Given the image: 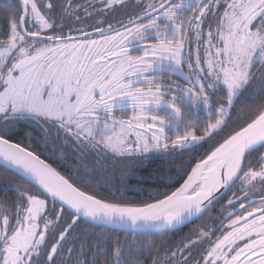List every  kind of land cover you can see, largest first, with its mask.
<instances>
[{"label":"snow or ice","instance_id":"snow-or-ice-1","mask_svg":"<svg viewBox=\"0 0 264 264\" xmlns=\"http://www.w3.org/2000/svg\"><path fill=\"white\" fill-rule=\"evenodd\" d=\"M99 3L0 0V264H264V0ZM118 10L119 28L89 25L101 39L79 27ZM24 140L85 178L211 147L133 204L82 190Z\"/></svg>","mask_w":264,"mask_h":264},{"label":"flooded vegetation","instance_id":"flooded-vegetation-1","mask_svg":"<svg viewBox=\"0 0 264 264\" xmlns=\"http://www.w3.org/2000/svg\"><path fill=\"white\" fill-rule=\"evenodd\" d=\"M99 2L96 0H83V3L80 4V7L76 10V14L82 15L84 9L90 10L91 4ZM108 15V13H105ZM104 15V16H105ZM94 17L97 18V14L94 12ZM101 17V16H100ZM87 21L91 20V17L86 18ZM99 20V19H98ZM94 24V23H92ZM87 24H80L79 27L85 31H89L93 33V38L101 39L99 33H95L93 28ZM106 27V25H102ZM73 27L76 25L74 23ZM119 28V27H116ZM73 35L79 36L78 32H73ZM195 47V43L193 41V48ZM25 143H32V145L37 148V144H34L35 141H24ZM51 153H47L46 157L53 166H55L58 170L62 172L66 178L73 181L76 186L81 187L82 190H87L90 193H95L97 195L107 197L114 200H123L125 202H136V201H144L145 195L149 194V190L153 187L151 184L147 183V179H149V175L151 174V170L155 169L157 166V161H145L143 164H134V165H124L119 164L116 165L114 169H109L107 172H104L102 169H97L96 171H90V175L85 178L83 172L73 171L69 165H76V160H68L67 163L58 162L59 160V152L58 155H50ZM73 171V172H72ZM254 199L258 200L259 197H254ZM247 206V204H246ZM236 213L240 212V209L237 207L234 210ZM225 216H227V210L225 211ZM214 219L219 218V212L213 213ZM223 225H227V220L225 219ZM189 226V227H188ZM187 232L189 233L190 228L193 225H188ZM217 228H221L222 225H215ZM87 225L80 224L78 231L86 228ZM178 232V230H176ZM174 231V232H176ZM173 232V233H174ZM170 233V232H169ZM172 233V232H171ZM220 233L217 232V235ZM172 238L177 239V236H173Z\"/></svg>","mask_w":264,"mask_h":264},{"label":"trees","instance_id":"trees-1","mask_svg":"<svg viewBox=\"0 0 264 264\" xmlns=\"http://www.w3.org/2000/svg\"><path fill=\"white\" fill-rule=\"evenodd\" d=\"M96 1H98V0H96ZM75 3L80 5L81 3H83V0H75ZM93 7L99 8L100 3L97 2V3L91 4L89 11H92ZM126 12H127V10H118L114 13H108V15H105V16H101V17L97 16V18L93 16V17H91V20L88 22L91 24L92 23L95 24L98 19H105L106 18L108 22L110 20L114 19L113 20V22H115L114 26L120 27V25L117 23V20L124 19ZM116 16H120V17L115 18ZM250 111H251V109L248 107H244V108L239 109L237 115L233 117V120L229 124V130L232 128H236L240 124H242L243 118H246V114L250 113ZM13 138L14 139L19 138V139L23 140V137H19V134L17 137H13ZM24 141H27V140H24ZM34 144H36V143H34ZM210 147H211V145L205 144L200 151L193 153V154H190V155H185V156L177 159L175 164H165L163 168L159 167V165L162 162L157 161V166L155 167V169L150 171L151 174L149 175V179H147V183L151 184L153 187H151L152 189L149 190L150 193L145 195L144 201L151 202L154 198H156V196L158 194H161L164 192H171V191H174L177 187H179L182 184V182L186 179L187 175L190 173L191 168L194 167V165L197 162H199V160L201 158H203L205 152ZM37 148L39 150L38 153L41 155V158L45 159L48 163H50V162L46 157L47 153H51L50 155H54V156L58 155V151L53 152L50 148H48L46 146L38 145ZM52 166H53V164H52ZM53 167L56 168L55 166H53ZM58 171L62 174V172L60 170H58ZM156 173H163V175L165 176V179H163V180L157 179L156 175H155ZM6 175L7 174L4 173L2 167H0V180H3ZM169 175L173 177L172 180H169L167 178ZM71 182H73V181H71ZM142 202L143 201H140V202L136 201V202H133V204H140ZM128 203H132V202H128ZM188 227H183L182 229L178 230V232L176 231L174 233L173 232L167 233L165 235V239H168L169 243L173 244V245L178 243L181 239L185 238V236L188 234V232L186 230ZM173 236H177L178 238L174 239V238H172ZM141 239H144V238L142 237ZM148 239H158V238L157 237H148ZM145 264H150V261L147 259V257H145Z\"/></svg>","mask_w":264,"mask_h":264},{"label":"rangeland","instance_id":"rangeland-1","mask_svg":"<svg viewBox=\"0 0 264 264\" xmlns=\"http://www.w3.org/2000/svg\"><path fill=\"white\" fill-rule=\"evenodd\" d=\"M120 16H116L115 18H119ZM114 19L110 20L109 22L112 23L113 25L115 24V22H113Z\"/></svg>","mask_w":264,"mask_h":264},{"label":"water","instance_id":"water-1","mask_svg":"<svg viewBox=\"0 0 264 264\" xmlns=\"http://www.w3.org/2000/svg\"><path fill=\"white\" fill-rule=\"evenodd\" d=\"M194 166H195V165H194ZM56 170H57V169H56ZM57 171H58V170H57ZM58 172H59V171H58ZM189 174H190V173H189ZM61 175H63V174H61ZM65 178H66V177H65ZM186 178H187V177H186ZM183 182H184V181H183ZM183 182H182V183H183Z\"/></svg>","mask_w":264,"mask_h":264},{"label":"bare ground","instance_id":"bare-ground-1","mask_svg":"<svg viewBox=\"0 0 264 264\" xmlns=\"http://www.w3.org/2000/svg\"><path fill=\"white\" fill-rule=\"evenodd\" d=\"M73 172V171H72Z\"/></svg>","mask_w":264,"mask_h":264}]
</instances>
